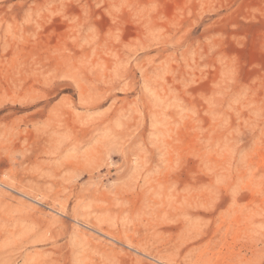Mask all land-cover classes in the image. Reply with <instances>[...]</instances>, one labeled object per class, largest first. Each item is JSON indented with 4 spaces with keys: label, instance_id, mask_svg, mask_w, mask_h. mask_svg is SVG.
<instances>
[{
    "label": "rangeland",
    "instance_id": "rangeland-1",
    "mask_svg": "<svg viewBox=\"0 0 264 264\" xmlns=\"http://www.w3.org/2000/svg\"><path fill=\"white\" fill-rule=\"evenodd\" d=\"M0 264H264V0H0Z\"/></svg>",
    "mask_w": 264,
    "mask_h": 264
}]
</instances>
